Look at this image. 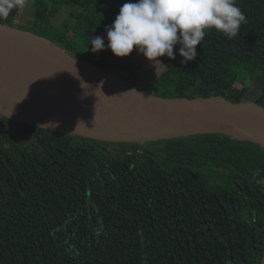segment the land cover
I'll list each match as a JSON object with an SVG mask.
<instances>
[{"label": "trees", "instance_id": "trees-1", "mask_svg": "<svg viewBox=\"0 0 264 264\" xmlns=\"http://www.w3.org/2000/svg\"><path fill=\"white\" fill-rule=\"evenodd\" d=\"M52 2L78 8L70 19L81 24L87 44L84 52L75 49L74 35L67 26L62 32L52 28L51 12L42 4L40 36L49 47L61 45L66 62L73 59L107 75L121 72L123 81L130 75L137 79L131 86L143 90L138 64L131 54L114 56L105 32L121 6L136 0ZM237 4L247 23L234 38L208 30L196 59L187 64L177 45L176 58L164 63L171 88L156 79L144 91L241 102L244 86L234 88L223 70L257 73L264 80V0ZM95 36L105 38L99 53L90 47ZM256 103L264 107V82ZM108 145L115 155L106 153ZM263 259L264 148L258 143L224 133L141 145L106 142L0 115V264H262Z\"/></svg>", "mask_w": 264, "mask_h": 264}, {"label": "water", "instance_id": "water-1", "mask_svg": "<svg viewBox=\"0 0 264 264\" xmlns=\"http://www.w3.org/2000/svg\"><path fill=\"white\" fill-rule=\"evenodd\" d=\"M0 30L71 70L62 76L0 72V115L6 119L106 142L224 133L264 148V107L257 103H232L222 96L162 98L76 69L30 38L1 25Z\"/></svg>", "mask_w": 264, "mask_h": 264}, {"label": "clouds", "instance_id": "clouds-1", "mask_svg": "<svg viewBox=\"0 0 264 264\" xmlns=\"http://www.w3.org/2000/svg\"><path fill=\"white\" fill-rule=\"evenodd\" d=\"M27 4L28 0H0V18ZM244 23L247 19L237 0H136L124 3L112 25L105 27L107 49L125 58L135 48L155 65L162 63L161 57L174 60L178 45L182 63L187 64L196 59L197 46L208 30L232 39ZM90 47L93 53L105 50V38L92 37Z\"/></svg>", "mask_w": 264, "mask_h": 264}, {"label": "rangeland", "instance_id": "rangeland-1", "mask_svg": "<svg viewBox=\"0 0 264 264\" xmlns=\"http://www.w3.org/2000/svg\"><path fill=\"white\" fill-rule=\"evenodd\" d=\"M37 0H28V4L26 5L24 10V26L26 28H23L25 30H23V32H26L27 30H29L32 33H44V25L41 24L39 16L37 15ZM42 4H44L46 6L45 8V12L48 11H53L55 13V15L51 14L50 15V26L53 28H59L60 32L64 31V27L63 26H67V30H69V32L67 34H70L72 37L74 35V37L71 39V43L72 46L79 50L84 52L83 50L85 49V45L87 44V42L85 41V39L82 37V27L80 23H78L77 21L70 19V13L71 11L75 12L78 11V8H72L69 5L66 4H62L60 6V9H58L57 7H55L52 3V0H40ZM55 1V0H54ZM57 8V10H56ZM47 14V13H46ZM45 14V15H46ZM44 17H42L43 19ZM40 22V23H39ZM4 23V25L2 24ZM0 25L8 28V29H18V27H24V26H20V23L18 24H11L9 21H4V22H0ZM8 25H11L12 27H8ZM18 31H21V29H19ZM38 41V40H36ZM43 41L48 42L47 40L43 39ZM39 42V41H38ZM41 43V42H40ZM42 46L47 48V52L50 54V56H54L55 58L58 59H62V60H68V58H64L63 55V49L61 47V45H57L55 44V46H51L49 47V45L47 46L46 44L42 43ZM88 46V45H87ZM86 46V49H87ZM47 53V54H48ZM133 61L136 62L138 64V70H140V77H139V84L141 89L145 88V85L149 82H153L156 79H158L160 82H167L166 83V88L169 90L171 88L170 84H171V76H167L165 75V60L167 57H161L160 60L162 61V63H156L155 65L151 62H149L144 56L143 54H138L136 49H133V52L131 53ZM66 64L73 66L76 69L79 70H85L87 72L93 73V74H97L100 75L102 77L105 78H109L112 79L114 81L117 82H121L124 83L126 85L131 86V83H137V79L133 78L132 76L129 75L128 79L126 81H123L122 79H120L119 74L118 73L116 75H107L104 72L99 73L98 71L94 70L93 68L89 67L88 65H85L81 62H77L74 60H69V62H67ZM112 73V72H111ZM115 73V72H113ZM224 75L226 76L227 80H230L231 85L234 88H238V87H243L245 88V93L242 97L241 102H245V103H256L257 98L259 96V94L262 91V86H263V78L259 75V74H255V75H248L244 72L239 73L238 75L230 70H223ZM165 81H164V80ZM242 85V86H241ZM132 87V86H131ZM147 141H144V143ZM143 142H139V144L141 145ZM105 151L107 154L109 155H115L116 153V148L113 147L112 145H108L105 148ZM216 174H213V176L211 178L215 179ZM213 179V180H214Z\"/></svg>", "mask_w": 264, "mask_h": 264}, {"label": "bare ground", "instance_id": "bare-ground-1", "mask_svg": "<svg viewBox=\"0 0 264 264\" xmlns=\"http://www.w3.org/2000/svg\"><path fill=\"white\" fill-rule=\"evenodd\" d=\"M0 72L21 76H62L71 70L0 30Z\"/></svg>", "mask_w": 264, "mask_h": 264}, {"label": "crops", "instance_id": "crops-1", "mask_svg": "<svg viewBox=\"0 0 264 264\" xmlns=\"http://www.w3.org/2000/svg\"><path fill=\"white\" fill-rule=\"evenodd\" d=\"M36 3L38 5L37 8H40V6L42 5L41 1L37 0ZM54 6L57 7L58 9H60L61 5H59V6L58 5H54ZM57 8H56V10H57ZM24 10L25 9H18L17 15L12 16V17H7L6 16L4 18H0V22L9 21L12 25L20 23V26H24V23H25V20L23 18L24 14H25ZM50 12H51V14L55 15V13L53 11H50ZM23 28H26V27L25 26L21 27V28L18 27V29H13V30L17 34H20V35H23L25 37L30 38L31 41H33L35 43H38L39 45H42V43L47 44L45 41H43V38L40 36V35H42V33H32V32L31 33L30 32L27 33V32H23V30H25ZM19 29H21V31H18ZM36 40H38L39 42L36 41Z\"/></svg>", "mask_w": 264, "mask_h": 264}]
</instances>
